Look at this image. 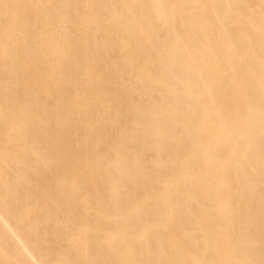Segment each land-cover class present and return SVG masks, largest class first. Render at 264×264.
Segmentation results:
<instances>
[{"label":"bare ground","instance_id":"6f19581e","mask_svg":"<svg viewBox=\"0 0 264 264\" xmlns=\"http://www.w3.org/2000/svg\"><path fill=\"white\" fill-rule=\"evenodd\" d=\"M0 264H264V0H0Z\"/></svg>","mask_w":264,"mask_h":264}]
</instances>
